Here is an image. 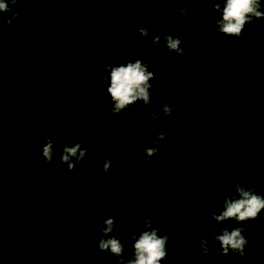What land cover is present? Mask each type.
Masks as SVG:
<instances>
[{"label":"trees","instance_id":"1","mask_svg":"<svg viewBox=\"0 0 264 264\" xmlns=\"http://www.w3.org/2000/svg\"><path fill=\"white\" fill-rule=\"evenodd\" d=\"M215 2L20 0L0 13V264H117L94 242L109 217L125 260L131 226L139 234L150 217L169 237L159 264H264V209L239 223L211 216L238 180L264 197V18L227 36ZM157 33L180 38L184 54L154 44ZM136 59L154 73L153 101L114 115L105 65ZM169 102V118H149ZM158 134L167 138L146 166L141 150ZM45 135L56 140L47 163ZM65 137L87 149L71 171ZM234 227L249 242L243 257L214 240Z\"/></svg>","mask_w":264,"mask_h":264},{"label":"clouds","instance_id":"2","mask_svg":"<svg viewBox=\"0 0 264 264\" xmlns=\"http://www.w3.org/2000/svg\"><path fill=\"white\" fill-rule=\"evenodd\" d=\"M20 0H0V13L11 12ZM163 2V0H161ZM180 2V0H176ZM214 9L220 14L221 18L216 21V27L221 34L227 36H240L246 24L252 22V19L264 18V11L260 10V0H216ZM177 11L183 15H190L195 19L199 13H189L187 8H179ZM18 13H15L10 19L6 21V26H10L12 19H15ZM161 21L166 25L167 21L164 18ZM138 32L141 36L147 37L149 29L147 27L139 28ZM163 41L169 53H175L178 56L184 54V49L181 47L182 40L170 34L157 33L153 37V43L157 46ZM241 53L238 51L237 55ZM106 71L110 74V83L107 86V92L111 97L113 103L112 112L114 115L121 113L128 106L134 105L137 102H143L149 105L153 101V94L150 91L152 84L150 81L154 79V73L148 70V65L140 59L129 61L126 65L110 66L105 65ZM175 111L171 102L161 106L159 112H152L149 118L153 121L159 119L160 113L164 117L169 118ZM167 137L164 134H158L154 140L146 141V144L152 146L145 147L141 150V154L148 159L145 160V165L150 163L153 156L158 153V144ZM45 143L42 147V156L45 162H51L54 157V148L56 140L48 135L43 137ZM62 155L61 163L67 164L69 171L74 170L75 164L80 162L86 155L87 149H82L80 143L72 144L68 137L61 141ZM103 167L101 171L107 172L111 167V160L108 157H101ZM25 175L28 170H25ZM236 195L226 197L223 201V211L217 215L212 212L211 216L218 223L225 222L229 219L244 222L250 219H256L261 209H264V197L257 194L254 189L242 186L238 180L234 184ZM144 230L137 234L136 229L138 225L131 226L130 238L134 241L132 244L133 251L131 257L127 260L123 259L125 256V249L128 245V240L112 235L114 231V218H107L103 220L99 231L102 233V238L94 241L98 244L100 251H108L117 258V264H159V262L166 258V245L169 243L167 235L159 236V228L152 227L151 218L144 219ZM244 229L241 227H234L231 231L224 228L222 234L214 237V240L219 242L223 254L227 255L229 250L234 254L244 255V249L248 245V240L242 235ZM211 243L202 239L200 244L203 248V253L208 254V244Z\"/></svg>","mask_w":264,"mask_h":264},{"label":"rangeland","instance_id":"3","mask_svg":"<svg viewBox=\"0 0 264 264\" xmlns=\"http://www.w3.org/2000/svg\"><path fill=\"white\" fill-rule=\"evenodd\" d=\"M15 112V108L13 107L12 109H11V113H14ZM57 197H59V196H57ZM60 198V197H59Z\"/></svg>","mask_w":264,"mask_h":264}]
</instances>
